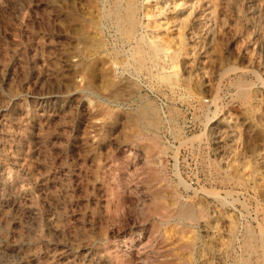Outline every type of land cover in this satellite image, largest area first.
<instances>
[{
	"label": "rangeland",
	"instance_id": "1",
	"mask_svg": "<svg viewBox=\"0 0 264 264\" xmlns=\"http://www.w3.org/2000/svg\"><path fill=\"white\" fill-rule=\"evenodd\" d=\"M263 43L264 0H0V264H264Z\"/></svg>",
	"mask_w": 264,
	"mask_h": 264
},
{
	"label": "bare ground",
	"instance_id": "2",
	"mask_svg": "<svg viewBox=\"0 0 264 264\" xmlns=\"http://www.w3.org/2000/svg\"><path fill=\"white\" fill-rule=\"evenodd\" d=\"M249 2V1H248ZM251 3V2H250ZM255 3V2H254ZM255 5V4H254ZM253 6V5H252ZM251 7V6H250ZM197 8V7H196ZM195 8V9H196ZM146 9V8H145ZM154 9V8H153ZM250 9V8H249ZM195 11H197V10H195ZM250 11V10H249ZM253 11V10H252ZM255 11V10H254ZM257 12V11H256ZM245 13H247V12H245ZM196 14H198V13H196ZM202 14V13H201ZM256 14V13H255ZM263 14V13H262ZM145 16H147V17H149V18H152L153 16H152V14H150V13H146L145 14ZM198 16H199V14H198ZM248 16V15H247ZM251 16V15H250ZM253 16V15H252ZM251 16V17H252ZM202 17V16H201ZM244 17V16H243ZM246 17V16H245ZM244 17V18H245ZM181 18V17H180ZM249 18V17H248ZM247 18V19H248ZM253 19L255 18V17H252ZM257 18V17H256ZM195 19V16L193 17V18H190V14L182 21V26H181V28L182 27H185L188 23H192V24H190V26H189V29H191L192 31L191 32H196L195 30H196V28L197 27H200V23H202L201 21H200V23H199V19L197 20H194ZM201 19V18H200ZM258 19V18H257ZM246 20V19H245ZM244 20V21H245ZM252 20V19H251ZM254 21V20H253ZM159 23V22H158ZM180 23V22H179ZM257 23V22H256ZM203 25V24H202ZM261 25V24H260ZM263 25V24H262ZM257 28V27H256ZM259 28V27H258ZM184 29V28H183ZM198 29V28H197ZM262 29V28H261ZM194 30V31H193ZM199 30V29H198ZM201 31V30H200ZM190 34V33H189ZM200 34V33H199ZM193 35V34H192ZM105 37V36H104ZM180 37L182 38V35H180ZM195 37V36H194ZM200 37H201V35H200ZM185 38V37H184ZM234 38V37H233ZM232 38V39H233ZM236 38V37H235ZM194 39V38H193ZM195 39H197V38H195ZM231 39V40H232ZM102 40V39H101ZM179 40H181V39H179ZM189 40H190V38H189ZM192 41V40H191ZM234 41V40H233ZM190 42V41H189ZM199 42V41H198ZM231 42V41H230ZM97 43V42H96ZM179 44H183L184 42H183V40H181V41H179L178 42ZM101 44V43H100ZM235 44V43H234ZM264 44V43H263ZM105 45H106V43H105ZM145 46H147L146 48L144 47V50H142L140 53H141V55L143 56V58L144 59H148V60H152V59H154V58H157V57H159L160 58V60L162 61V63L164 64V66L165 67H173V68H175V67H177V65L179 64V62H180V54L178 53L179 51V49L178 48H173L174 46H176L177 45V38H170V37H164V38H162L160 41H153L152 43H150V44H144ZM231 46V45H230ZM229 46V47H230ZM237 47V46H236ZM235 47V48H236ZM180 48V47H179ZM173 49V51L169 54V55H167V54H165V52L167 53V52H169V51H171ZM176 49H178V50H176ZM154 61V60H153ZM156 65V64H155ZM157 66V65H156ZM114 67H117L116 65H114ZM118 68V67H117ZM116 71V70H115ZM161 74V73H160ZM225 74V73H224ZM227 74V73H226ZM225 78V77H224ZM220 79V78H219ZM217 94V93H216ZM214 102V101H213ZM216 102V101H215ZM189 213H191V210L190 209H188V208H186V207H183V206H180V207H178L177 208V210H176V214H175V216L176 217H180V218H185L186 216H188V214ZM187 214V215H186ZM169 222V221H168ZM166 223V222H165ZM161 224V223H160ZM159 228V227H158Z\"/></svg>",
	"mask_w": 264,
	"mask_h": 264
}]
</instances>
